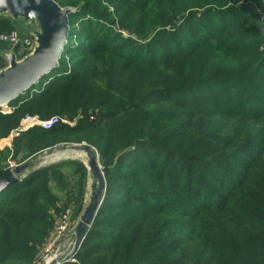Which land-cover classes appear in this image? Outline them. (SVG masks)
Masks as SVG:
<instances>
[{"label": "trees", "instance_id": "16d2710c", "mask_svg": "<svg viewBox=\"0 0 264 264\" xmlns=\"http://www.w3.org/2000/svg\"><path fill=\"white\" fill-rule=\"evenodd\" d=\"M54 1L83 6L69 17L59 67L0 114V141L27 116H95L13 139L15 160L59 143L98 152L104 202L76 262L64 264H264V25L255 9L236 0ZM17 29L0 17V35ZM14 53L29 50L22 43ZM9 153L0 150V164ZM66 166L78 189L67 203L82 201L78 162L39 169L0 195V264H34L64 208Z\"/></svg>", "mask_w": 264, "mask_h": 264}, {"label": "water", "instance_id": "95a60500", "mask_svg": "<svg viewBox=\"0 0 264 264\" xmlns=\"http://www.w3.org/2000/svg\"><path fill=\"white\" fill-rule=\"evenodd\" d=\"M82 6L61 7L54 0H0V17L10 19L25 35L32 36L35 43L32 52L22 59H18L14 52L1 54L7 67L0 70V109L9 107L59 67L69 38V17L78 14ZM61 149L84 153L92 183L87 203L69 232L75 236L73 252L60 263L53 260L49 264H64L75 258L103 205L107 188L98 153L93 147L74 145ZM30 167L31 163L26 162L8 168L0 177V195L21 182Z\"/></svg>", "mask_w": 264, "mask_h": 264}, {"label": "rangeland", "instance_id": "374dc122", "mask_svg": "<svg viewBox=\"0 0 264 264\" xmlns=\"http://www.w3.org/2000/svg\"><path fill=\"white\" fill-rule=\"evenodd\" d=\"M232 6H235L237 8H241L243 6L244 7H246V6L253 7L255 9L254 10L255 13H257L256 15L258 16V21H259L260 27H262L264 25V4L260 7H256L253 4H244L243 0H236V3L232 4ZM16 31H18L20 33V36L23 35L25 38L28 39V41H32L34 43V38L30 35H25L24 32L20 28H18ZM6 34H8V33H6ZM123 36H124V38L129 37L128 34H126V33H123ZM0 53H2V51H0ZM29 53H31L30 50H29ZM38 85H36V86H38ZM27 117H29V116H27ZM34 117H38V116H34ZM53 118H59L61 120L67 121V124H65V125L71 129H75L78 127V124L81 120L83 121L84 119H88L89 121H93L95 116L91 115L90 117L86 118V116H83L82 114H78L72 120H70L66 117H61V118L60 117H53ZM50 119H52V118H50ZM50 119H47V120H50ZM39 120L46 121V120H42L40 118H39ZM22 121L20 122V125L18 128L21 127ZM61 124H63V123H61ZM3 141H9V145L2 147L1 144ZM12 144H13V138H12L11 134L7 138L2 139L0 141V150L1 151L5 150V149L10 150V153L7 155L6 161L4 163L0 164V168H4V170H7L10 162H14L17 165L22 164V163L24 164L26 162L31 163V167L27 171L26 175H29L33 172L38 171L39 169H42V168H45V167H48V166H51L54 164H67V163H72V162H78V163H81L85 166V168L87 170V174H86V183L84 185L83 199H82V201H77L75 199V200H72V202H70V203H67L69 198H71V196L76 198V196L78 194V189L75 187L77 176L72 174L73 172H75L74 171L75 167L66 166L64 168L63 173H64L65 180H63L64 183L59 187V189H62V190L58 191V189H57V196L60 199V203L64 204V208H63L61 214L59 215V217L56 218L55 223L52 226L51 232H52V234L54 233L55 228L57 226V223L60 220L61 215L63 214V212L67 211L68 209L71 210V212H72V224L75 225L80 214L82 213L84 206L87 203L88 192L90 190V185L92 183V180L90 178L88 167H87L88 159L84 155V153H82L80 151H76V150H71V149H69L68 151H65V150L63 151V149H61V148L62 147H71L74 145H87V144L86 143H82V144L59 143V144H56V145L52 146L51 148H49L45 151H42L41 153H38V154L33 155V156L28 157V155L26 156V154L25 155L22 154L18 157L17 160L13 159V157H12L14 154ZM89 146H91V145H89ZM99 166L103 172V166H102V163L100 161V157H99ZM69 232L67 233V235L64 237V239L58 245L51 247V249L48 250L47 253H44V246L48 242V240H50L49 238L52 236V234H51V236L45 241L43 246L39 248V250L36 254V257L34 259V264H45L43 259L48 258V257L50 258V260L53 259L57 263H60L61 261L65 260L66 257H68L73 252V248L75 245V236L69 235ZM69 262L75 263V262H72L71 260Z\"/></svg>", "mask_w": 264, "mask_h": 264}, {"label": "built area", "instance_id": "2783aa9c", "mask_svg": "<svg viewBox=\"0 0 264 264\" xmlns=\"http://www.w3.org/2000/svg\"><path fill=\"white\" fill-rule=\"evenodd\" d=\"M0 43L5 44L7 46L6 52H14V50L19 47L20 45H25L31 52L35 46V44L32 41H28L26 39L25 41H21L20 33L18 31H12L8 34H2L0 35ZM14 111V108L9 106L0 109L1 115H8L11 114ZM59 123H63V125L67 124V121L61 120L59 118H52L50 120L41 121L38 117H26L23 119L21 127L16 129L11 133L12 138L18 137L21 133H27L31 129L35 127H39L43 130H50L54 126H56ZM23 164V163H22ZM21 165V164H18ZM14 162L9 163L8 168H15L18 166ZM7 168V169H8ZM3 175L2 172H0V177ZM24 177L21 178V181ZM74 224H72V212L71 210H67L63 212V214L60 217L59 222L57 223V226L55 228L54 233L49 238L48 242L44 246V253H47L48 250L51 249V247L58 245L64 237L67 235V233L72 229ZM45 264H49L52 260L50 258H44L43 259ZM72 262H76L75 258L71 260Z\"/></svg>", "mask_w": 264, "mask_h": 264}, {"label": "crops", "instance_id": "0c3cea01", "mask_svg": "<svg viewBox=\"0 0 264 264\" xmlns=\"http://www.w3.org/2000/svg\"><path fill=\"white\" fill-rule=\"evenodd\" d=\"M1 145H2V147H5V146L9 145V141H3ZM5 171H6V170H5ZM0 172H2V171L0 170ZM26 176H27V175L25 174V177H26ZM25 177H24V178H25ZM24 178H23V179H24Z\"/></svg>", "mask_w": 264, "mask_h": 264}]
</instances>
